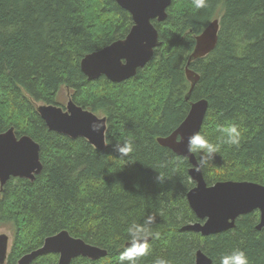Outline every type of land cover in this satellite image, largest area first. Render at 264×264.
I'll list each match as a JSON object with an SVG mask.
<instances>
[{"label":"trees","instance_id":"obj_1","mask_svg":"<svg viewBox=\"0 0 264 264\" xmlns=\"http://www.w3.org/2000/svg\"><path fill=\"white\" fill-rule=\"evenodd\" d=\"M215 19L217 44L189 64L199 79L185 101L194 39ZM152 24L159 47L145 68L119 84L88 81L80 60L124 39L132 26L128 13L112 0H0V133L13 128L17 137H30L42 164L33 181L10 179L0 189V226L12 230L5 264H16L62 231L107 251L97 261L79 257L70 264H117L127 227L149 215L160 235L149 238L150 252L138 264H152L157 256L194 264L198 250L219 264L234 249L243 250L249 264H264L257 212L213 236L182 230L198 222L186 202L193 187L190 166L156 143L184 120L190 102L204 99L208 108L199 132L206 138L220 142L218 129L228 124L242 131L239 147L222 144L201 170L206 184L264 186V0H209L199 10L191 0H172L166 19ZM61 87L75 105L106 118L103 151L50 132L38 116L37 103L60 106ZM125 139L134 151L120 157L113 145ZM194 156L198 162L200 154ZM57 259L49 254L31 264Z\"/></svg>","mask_w":264,"mask_h":264},{"label":"water","instance_id":"obj_2","mask_svg":"<svg viewBox=\"0 0 264 264\" xmlns=\"http://www.w3.org/2000/svg\"><path fill=\"white\" fill-rule=\"evenodd\" d=\"M120 9L128 13L132 26L124 39L116 40L104 48L86 54L79 69L88 81L105 78L112 84L125 82L147 66L154 51L159 47L158 32L152 22L162 23L172 0H112ZM219 20L211 21L194 39V47L186 62L185 76L190 83L185 95L188 101L199 77L188 69L191 62L209 55L217 44ZM204 99L190 102L184 120L169 135L157 137L156 143L170 150L174 155L187 157L188 176L193 187L186 194V202L198 222L186 224L183 231L199 234L202 237L217 235L235 227L238 218L257 212L256 231L264 228V186L253 182H217L208 186L202 172L192 169L197 163L194 155L187 152V136L200 131L207 112ZM36 112L50 132L70 139L82 138L97 151L105 145L106 118L98 117L75 105L68 99L64 108L41 104ZM99 122V131H92L91 125ZM183 136L181 143H176ZM42 170L39 159V146L30 137H17L13 128L0 133V189L10 179L33 181ZM127 243L124 244L126 246ZM9 251V238L0 235V264H5ZM58 256L56 264H70L76 258L97 261L107 255V251L86 244L83 240L71 237L66 231L44 239L40 248L22 256L16 264H31L44 255ZM194 264H212L200 250L195 253Z\"/></svg>","mask_w":264,"mask_h":264},{"label":"clouds","instance_id":"obj_3","mask_svg":"<svg viewBox=\"0 0 264 264\" xmlns=\"http://www.w3.org/2000/svg\"><path fill=\"white\" fill-rule=\"evenodd\" d=\"M209 0H191L194 10L206 8ZM102 125L99 122L91 125L92 131H99ZM218 131L221 133V141L218 143L211 142L204 134L199 131L193 132L187 136V152L190 155L200 154L199 161L193 165L192 169L201 172L202 169L209 166V162L213 159L214 154L220 151L221 145L226 144L229 147H239L242 131L236 124H228L220 126ZM183 136H178L176 143H181ZM113 151L117 152L120 157H127L134 151V143L130 139H125L122 143L117 142L113 145ZM177 161L183 163L187 157L177 156ZM161 175H157L158 182L163 181ZM155 217L147 216L143 223L132 222L126 229L127 244L119 253L117 264H138L139 258L144 257L150 252L149 238H158L160 233L152 230ZM152 264H171L170 260L162 256L153 259ZM219 264H249L247 255L243 250L234 249L230 253L220 257Z\"/></svg>","mask_w":264,"mask_h":264},{"label":"rangeland","instance_id":"obj_4","mask_svg":"<svg viewBox=\"0 0 264 264\" xmlns=\"http://www.w3.org/2000/svg\"><path fill=\"white\" fill-rule=\"evenodd\" d=\"M69 99V91L65 87H61L60 91L57 95V103L60 105V107L64 108L66 106V103ZM42 103H37L36 105H41ZM5 234L9 238V249L11 247L12 242V230L9 226H0V235Z\"/></svg>","mask_w":264,"mask_h":264}]
</instances>
